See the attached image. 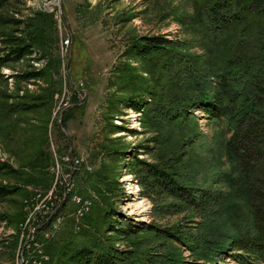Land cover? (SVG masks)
<instances>
[{
    "label": "rangeland",
    "instance_id": "obj_1",
    "mask_svg": "<svg viewBox=\"0 0 264 264\" xmlns=\"http://www.w3.org/2000/svg\"><path fill=\"white\" fill-rule=\"evenodd\" d=\"M204 2L8 1L3 12L23 20L44 19L50 38L42 39L43 46L34 47L30 57L0 68V161L18 172L0 173V185L20 187L17 193L0 200V212L11 220L0 223V240L8 242L11 234L12 239L18 238L13 255L8 245L0 244V264H29L32 260L74 264L55 246L83 240L81 235L69 232H79L87 215L96 220L108 207L116 209L115 218L134 226L153 221L171 224L180 218L178 214L158 213L129 171L133 154L154 161L143 145L154 149L155 143L149 138L155 132L143 121L142 112L125 107L120 99L142 91L149 101V92H155L159 85L155 63L138 57L131 48L138 37L161 35L180 42L179 51L183 53L206 55L194 23ZM37 70L44 75L30 80L15 77ZM73 95L78 97L75 102ZM23 103L35 107L21 110L14 106ZM62 111L67 114L66 126L62 124L63 115L58 125ZM191 116L200 134L179 171L199 183L211 180L214 186L206 169L210 166L207 149L216 148L222 161L216 139L222 141L229 134L222 132L224 125L205 117L201 109L194 108ZM117 150L125 153L116 155ZM40 176L52 182L32 181ZM45 185L50 186L46 189ZM57 216L60 220L54 227ZM105 235L118 249L125 248L130 240L113 232ZM178 247L190 261L189 250ZM218 264L237 263L226 258Z\"/></svg>",
    "mask_w": 264,
    "mask_h": 264
},
{
    "label": "trees",
    "instance_id": "obj_2",
    "mask_svg": "<svg viewBox=\"0 0 264 264\" xmlns=\"http://www.w3.org/2000/svg\"><path fill=\"white\" fill-rule=\"evenodd\" d=\"M8 1L0 0V68L30 57L34 47L43 46L42 39L50 38L43 18L23 20L3 12ZM199 7L194 23L206 55L183 53L180 42L161 35L138 37L131 48L138 57L155 63L159 85L155 92L146 90L149 101L142 91L120 99L125 107L142 112L143 121L155 132L149 138L154 149L143 145L154 161L133 154L129 171L158 213L180 218L171 224L153 221L134 226L115 218L114 207L104 209L96 220L87 215L79 232H69L83 240L55 246L69 262L218 264L231 258L237 264H264V0H205ZM43 75L37 70L15 77L30 80ZM77 100L73 95L72 101ZM194 108L224 125L222 132L229 134L222 141L216 139L222 161L216 148L207 149L210 166L206 169L214 186L210 178V183H199L179 171L200 134L191 116ZM66 123L65 112L63 126ZM114 153L121 156L125 151ZM0 173L18 172L0 161ZM49 180L46 176L32 179ZM19 189L0 185V200ZM1 222H11L6 213L0 212ZM108 232L130 239L127 246L116 248L105 235ZM140 233H145L142 238H134ZM10 236L0 244L8 245L13 255L18 238ZM178 245L189 250L190 261Z\"/></svg>",
    "mask_w": 264,
    "mask_h": 264
},
{
    "label": "built area",
    "instance_id": "obj_3",
    "mask_svg": "<svg viewBox=\"0 0 264 264\" xmlns=\"http://www.w3.org/2000/svg\"><path fill=\"white\" fill-rule=\"evenodd\" d=\"M66 187V186H65ZM64 187V188H65ZM67 191V190H66ZM53 196H54V198H56V195H54L53 194ZM74 198V200H77L78 202H79V198H75V197H73ZM55 204V202H52L51 201V205H54ZM85 206V205H84ZM87 209V208H86ZM59 220H60V217L59 216H57L55 219H54V221H53V223H52V225L54 226V227H56L57 226V223L59 222ZM29 264H41L40 263V261H38V260H32Z\"/></svg>",
    "mask_w": 264,
    "mask_h": 264
},
{
    "label": "water",
    "instance_id": "obj_4",
    "mask_svg": "<svg viewBox=\"0 0 264 264\" xmlns=\"http://www.w3.org/2000/svg\"><path fill=\"white\" fill-rule=\"evenodd\" d=\"M62 8V7H61ZM70 60H71V51H70V56H69V61H68V64H67V66H69V63H70ZM83 99V97L79 94V100L81 101ZM62 115H63V111L60 113V117H59V119H58V125L59 126H61V117H62ZM62 130H63V128H62ZM64 131V130H63ZM68 138V137H67ZM68 140H69V138H68Z\"/></svg>",
    "mask_w": 264,
    "mask_h": 264
}]
</instances>
